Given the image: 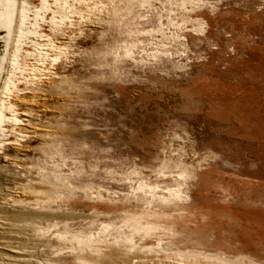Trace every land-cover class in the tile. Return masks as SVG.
I'll use <instances>...</instances> for the list:
<instances>
[{
  "label": "rangeland",
  "instance_id": "obj_1",
  "mask_svg": "<svg viewBox=\"0 0 264 264\" xmlns=\"http://www.w3.org/2000/svg\"><path fill=\"white\" fill-rule=\"evenodd\" d=\"M0 264H264V0H0Z\"/></svg>",
  "mask_w": 264,
  "mask_h": 264
}]
</instances>
